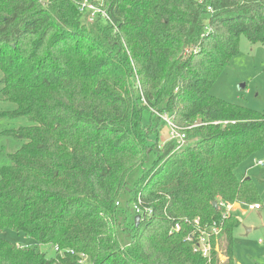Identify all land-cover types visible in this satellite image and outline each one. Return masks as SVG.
<instances>
[{
  "label": "trees",
  "instance_id": "trees-1",
  "mask_svg": "<svg viewBox=\"0 0 264 264\" xmlns=\"http://www.w3.org/2000/svg\"><path fill=\"white\" fill-rule=\"evenodd\" d=\"M85 1L104 16L86 22ZM242 35L264 44V0H0V98L16 106L0 118L30 122L6 132L22 144L0 167V264H237L234 217L223 263L184 239L220 220L213 203H259L235 169L264 147V113L209 93ZM161 116L184 147L158 144Z\"/></svg>",
  "mask_w": 264,
  "mask_h": 264
},
{
  "label": "rangeland",
  "instance_id": "rangeland-1",
  "mask_svg": "<svg viewBox=\"0 0 264 264\" xmlns=\"http://www.w3.org/2000/svg\"><path fill=\"white\" fill-rule=\"evenodd\" d=\"M83 19L88 22L87 17H83ZM1 87L0 85V89ZM209 93L230 104L264 113V44L251 43L245 36H240L237 53L231 58L229 65L212 85ZM15 108L14 104L0 98V113L10 112ZM150 117V112L144 110L142 124L148 125ZM29 125L30 122L25 117L0 118V167L9 164L7 155L15 152L22 144V141L9 136L6 132ZM169 131V127L162 121L158 127L157 142L159 145L167 140ZM154 138L152 137V139ZM263 159L264 147L235 169L238 178L250 179L255 187L256 197L263 206L261 210L251 212L241 204L238 208L230 211V217L238 220L237 226L230 230L234 260L237 264H261L264 262V248L258 244L259 240H264V166H255L257 161ZM247 229L250 231L247 232ZM1 237L16 245L35 247L37 251L44 253L47 259L55 257L53 246L48 244L37 245L33 240L22 234L4 230L1 232ZM224 243L225 241H222L219 244L220 249L224 247ZM219 252L223 259L221 250Z\"/></svg>",
  "mask_w": 264,
  "mask_h": 264
},
{
  "label": "built area",
  "instance_id": "built-area-1",
  "mask_svg": "<svg viewBox=\"0 0 264 264\" xmlns=\"http://www.w3.org/2000/svg\"><path fill=\"white\" fill-rule=\"evenodd\" d=\"M79 11L84 13H87L88 21H92L94 17L100 13L102 16H104V13L101 12L97 7L91 5L90 3H87L86 1L80 5ZM161 119L166 123V125L169 127L170 131L168 134V141H174L176 142V149H181L184 147L185 143V135L184 133H181L176 129L170 122V120L166 116H161ZM255 166L263 167L264 166V159L259 160L255 163ZM244 205L248 211H258L263 208V206L260 203H254V204H245L241 202H234V203H226L223 201H219L216 204V207L221 212V218L219 221L212 222L210 225L206 224L201 226L199 224L198 219L194 221L195 229L191 231L189 234L186 235L185 241L192 244V250L195 253H199L202 258L206 259L207 261H210L211 256L214 253H216L219 263L225 262L226 258L223 256V259L221 258V254L219 252V239L222 234V228L224 225V221H226L230 217V211L234 208H238L239 205ZM132 210L136 215H138L140 218L148 217L151 215L150 209H141L140 207V200L137 198L136 203L133 204ZM180 226L178 224H175L173 229L171 230L174 233L179 232ZM258 244L261 245L264 248V240H259ZM55 252H57L59 255H62L64 251H59L57 248L54 249ZM65 253H68L70 255H73V251H65ZM222 253V251H221ZM223 255V254H222ZM80 257V263L81 264H88L87 257L83 254L79 255Z\"/></svg>",
  "mask_w": 264,
  "mask_h": 264
},
{
  "label": "water",
  "instance_id": "water-1",
  "mask_svg": "<svg viewBox=\"0 0 264 264\" xmlns=\"http://www.w3.org/2000/svg\"><path fill=\"white\" fill-rule=\"evenodd\" d=\"M242 88H244V86H242ZM212 206L215 208V207H216V204L213 203ZM134 221H135V224L138 225V222H139V216H136V217L134 218ZM249 231H250V230L247 229V232H249Z\"/></svg>",
  "mask_w": 264,
  "mask_h": 264
}]
</instances>
